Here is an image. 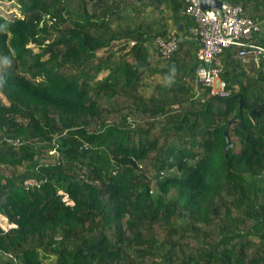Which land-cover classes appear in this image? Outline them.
Here are the masks:
<instances>
[{"label": "trees", "instance_id": "trees-1", "mask_svg": "<svg viewBox=\"0 0 264 264\" xmlns=\"http://www.w3.org/2000/svg\"><path fill=\"white\" fill-rule=\"evenodd\" d=\"M13 1L22 16L0 14V264H264V59L226 49L232 96L195 100L186 0ZM222 1L264 20V0ZM165 8L170 21L148 19ZM170 23L186 36L158 67L150 48Z\"/></svg>", "mask_w": 264, "mask_h": 264}, {"label": "built area", "instance_id": "built-area-1", "mask_svg": "<svg viewBox=\"0 0 264 264\" xmlns=\"http://www.w3.org/2000/svg\"><path fill=\"white\" fill-rule=\"evenodd\" d=\"M186 1L185 14L195 21L188 28L187 37L199 43L196 52L199 67L194 78L193 99L228 98L234 91L222 77L225 66L220 56L231 48L237 50V57L252 55L257 62L264 59V45L257 43L256 39L264 31V20L254 19L241 6L227 1H222L219 7L207 9L200 5L199 0ZM179 42L180 36L176 32L167 39L158 36V53L164 58L169 57L177 50Z\"/></svg>", "mask_w": 264, "mask_h": 264}, {"label": "rangeland", "instance_id": "rangeland-1", "mask_svg": "<svg viewBox=\"0 0 264 264\" xmlns=\"http://www.w3.org/2000/svg\"><path fill=\"white\" fill-rule=\"evenodd\" d=\"M167 13V16L169 15L168 12H164ZM0 14L5 16L6 18L10 19L12 17H16V16H22V13L20 12L19 9V5L16 4L13 0H0ZM162 16V14H161ZM133 19V18H132ZM30 46L35 50L38 51L40 50V48L38 46H36L34 43L30 44ZM103 53V52H102ZM156 62H163L162 60H160L158 57L156 59ZM9 64L8 63H4L3 65V58L0 55V71H3L5 69H8ZM104 74L106 73H101L100 74V78H102L104 76ZM162 81V76L161 75H157L152 77L151 79L146 80L147 85L142 89V92L144 94H150L153 91L154 85L157 82ZM4 88L0 89V97H2V99H0L2 102L6 103L4 106L5 107H10L9 105L11 104V99L10 96L5 95L6 93L3 91ZM9 113V111H8ZM61 158V156L59 155V159ZM56 160L58 161V159L56 158ZM55 160V161H56ZM43 161L45 162H51L53 161V159H51V157L49 155L45 156ZM22 169V168H20ZM80 174H81V178H85L86 182L92 184L94 183V178H89L88 176H92V173L89 172L87 167H83L79 170ZM85 172H88V176L85 174ZM223 176V175H222ZM220 177V176H219ZM226 176H223V178H225ZM0 224L3 228L8 229L11 224H9V221L6 217L2 216L0 214Z\"/></svg>", "mask_w": 264, "mask_h": 264}, {"label": "crops", "instance_id": "crops-1", "mask_svg": "<svg viewBox=\"0 0 264 264\" xmlns=\"http://www.w3.org/2000/svg\"><path fill=\"white\" fill-rule=\"evenodd\" d=\"M130 9L132 10V7H130ZM150 11H149V13H150V16H148V19L149 20H152L153 18H155L156 19V17H161V12H170L169 11V9L168 8H165V10L163 11H160V10H158L157 12L156 11H154L153 9H149ZM154 13V15H152ZM168 21H170V16H168ZM168 25H169V23H168ZM181 26H182V24H179L178 26H176V27H173V25L170 23V29H169V33L171 34L172 32H176L179 36H180V32H184L183 30H181ZM186 35H185V33H184V37H185ZM150 51L151 52H153L154 53V51H156L157 52V48L155 47V46H152V48H150ZM157 57L160 59V60H162L163 58H161V57H159L158 55H157ZM157 57H155L154 58V60H153V64L155 65V66H158V67H163V66H165V64H164V62H156V59H157ZM157 75H160V74H157ZM156 76V75H155ZM162 81H163V79H162ZM193 83H194V81H193ZM257 239V238H256Z\"/></svg>", "mask_w": 264, "mask_h": 264}, {"label": "water", "instance_id": "water-1", "mask_svg": "<svg viewBox=\"0 0 264 264\" xmlns=\"http://www.w3.org/2000/svg\"><path fill=\"white\" fill-rule=\"evenodd\" d=\"M200 5L204 8H210V7H219L222 5V0H199ZM184 39V32H180V41ZM231 126V123L229 126L225 129V136L227 140L226 150L233 146V143L231 141L230 135H229V127Z\"/></svg>", "mask_w": 264, "mask_h": 264}, {"label": "clouds", "instance_id": "clouds-1", "mask_svg": "<svg viewBox=\"0 0 264 264\" xmlns=\"http://www.w3.org/2000/svg\"><path fill=\"white\" fill-rule=\"evenodd\" d=\"M187 35H188V34H187ZM156 48H157V45H156ZM157 53H158V49H157ZM158 54H159V53H158ZM173 54H174V53H173ZM171 55H172V54H171ZM171 55H170V56H171ZM159 56H160L161 58H164V57H162L160 54H159ZM167 58H168V57H167ZM192 93H193V91H192ZM0 99H2V97H0ZM200 101H201V100H200ZM130 119H131V118H130ZM12 140H13V141H12ZM14 140H16V139H11V143H12V144H16V145H18L19 142H15ZM52 153H56L55 150H53ZM57 158L59 159V156H58ZM59 160H60V159H59Z\"/></svg>", "mask_w": 264, "mask_h": 264}]
</instances>
